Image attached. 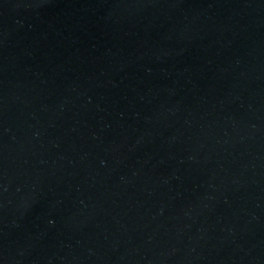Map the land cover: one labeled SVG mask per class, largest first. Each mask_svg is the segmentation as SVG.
Wrapping results in <instances>:
<instances>
[{
    "label": "water",
    "instance_id": "95a60500",
    "mask_svg": "<svg viewBox=\"0 0 264 264\" xmlns=\"http://www.w3.org/2000/svg\"><path fill=\"white\" fill-rule=\"evenodd\" d=\"M0 264H264V0H0Z\"/></svg>",
    "mask_w": 264,
    "mask_h": 264
}]
</instances>
